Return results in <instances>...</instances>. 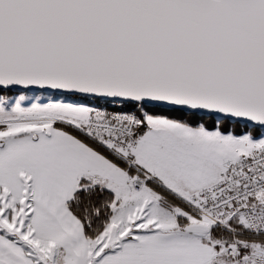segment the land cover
<instances>
[{"label": "snow or ice", "instance_id": "6c2138e0", "mask_svg": "<svg viewBox=\"0 0 264 264\" xmlns=\"http://www.w3.org/2000/svg\"><path fill=\"white\" fill-rule=\"evenodd\" d=\"M0 264H264V0H0Z\"/></svg>", "mask_w": 264, "mask_h": 264}]
</instances>
